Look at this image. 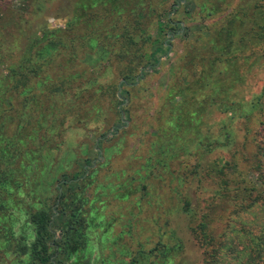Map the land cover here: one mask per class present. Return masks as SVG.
Masks as SVG:
<instances>
[{
	"label": "trees",
	"instance_id": "obj_1",
	"mask_svg": "<svg viewBox=\"0 0 264 264\" xmlns=\"http://www.w3.org/2000/svg\"><path fill=\"white\" fill-rule=\"evenodd\" d=\"M15 1L0 0V264H182L188 240L199 264H264V219L235 228L264 213V121L245 146L264 82L239 93L264 68V0ZM162 71L148 138L101 174L132 92L152 96L145 78ZM110 201L156 211L152 247H116L130 233H111Z\"/></svg>",
	"mask_w": 264,
	"mask_h": 264
},
{
	"label": "rangeland",
	"instance_id": "obj_2",
	"mask_svg": "<svg viewBox=\"0 0 264 264\" xmlns=\"http://www.w3.org/2000/svg\"><path fill=\"white\" fill-rule=\"evenodd\" d=\"M18 1V0H16ZM15 1V2H16ZM20 1V0H19ZM19 3V2H18ZM56 14V13H55ZM49 22V26L58 27L63 25V19L58 16H47L46 18ZM219 18L212 20L208 23H212L215 21H218ZM183 27V24H182ZM182 31V30H181ZM174 43L175 50L170 52V57L174 55L175 52H179L181 49L182 43L179 42L177 39L172 40ZM168 63H171L170 61ZM164 71V70H163ZM161 72L159 75H151L145 78L143 86L145 88H148L153 95L147 94L144 95L141 92H132V94L136 97L135 100H133L131 105V122L125 126V128L121 129H127L123 135H120L117 141H111L108 145V147L117 148L119 150V153H115L113 157L111 158V164L108 167H105L102 169L101 174H108L109 171H118L120 169L126 168L128 166V160L127 157L134 153L136 150V147L139 143V139L144 137L145 139L148 138L147 133V123L149 120L150 110L153 109L157 105L156 100V92L159 90L161 85L165 84V72ZM264 82V68L259 69L254 68L250 74H248L244 84L240 87L239 93L240 96L243 97L245 100H249L253 95L258 94L263 86ZM216 118V117H215ZM115 119V113L113 110H110L106 114V122L110 120ZM252 122L250 123L251 127V134L250 138L245 143L246 148L251 149V138L253 136V132H256L260 129L259 121H264V114L262 115H255L252 119ZM105 122V123H106ZM107 124V123H106ZM235 131H237L239 135V142H242V134H243V128H240L236 125ZM87 143L88 146H90V152L89 155L91 157H95V151L92 147L94 138L91 133L87 131ZM107 137H111L108 135ZM83 139L86 142L85 139V133L79 137H77V140ZM112 155V154H111ZM130 165L134 166V169L138 167L137 162H133L131 160ZM127 169V168H126ZM133 169V170H134ZM246 170V169H245ZM131 171L127 170V173L129 174ZM255 176L248 175L247 179L249 181H252L254 184ZM166 197V196H164ZM163 197V198H164ZM164 203L167 205L168 199L164 198ZM107 213L109 215H113L117 217V222L112 227L111 233L113 235H118L121 231H127L130 233V235H125L121 240L117 242L116 247H125L129 248L130 250H134L137 246V243H141L144 245L145 248L152 247L156 240V226L154 223V218L156 217V211L147 204H141L139 207L135 206V204L128 202V201H110ZM245 214L240 215V219H236L237 223L235 224L236 229L246 228L248 227V223H251L254 219H257L258 221H261L264 219V213L262 212L261 208L255 207L253 208L249 213L244 212ZM225 215H229L227 212ZM228 221H233V217L230 216V219ZM251 221V222H250ZM177 223V226L179 230L181 229L182 223L180 222V227ZM233 225V224H231ZM220 228H224V226L219 225ZM233 229V227H231ZM181 231V230H180ZM182 232V231H181ZM188 239V238H187ZM115 248V247H114ZM105 254H108V251H104ZM201 257H200V251L196 247L195 243L193 241L187 242V248L184 252V257L182 260V264H199Z\"/></svg>",
	"mask_w": 264,
	"mask_h": 264
}]
</instances>
